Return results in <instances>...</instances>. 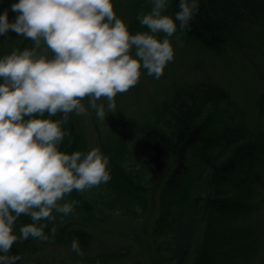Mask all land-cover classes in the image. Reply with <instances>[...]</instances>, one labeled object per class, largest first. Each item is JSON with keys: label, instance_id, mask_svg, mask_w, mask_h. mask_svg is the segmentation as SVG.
<instances>
[{"label": "trees", "instance_id": "1", "mask_svg": "<svg viewBox=\"0 0 264 264\" xmlns=\"http://www.w3.org/2000/svg\"><path fill=\"white\" fill-rule=\"evenodd\" d=\"M13 2L0 0V12L7 9L10 20L18 15L11 8ZM144 5L114 0L117 14L133 32L146 28L138 19V13L151 9ZM177 10L178 0H172L167 11L174 16ZM178 34L184 42L212 53L221 54L231 46L264 57V0H200L190 26L178 28L174 36ZM30 45L15 31L0 35V55ZM171 89L151 104L150 120L118 106V100L117 112L105 120L90 110L89 122L96 133L92 142L85 134L83 115L73 113L63 125L70 135L61 148L72 152L99 146L110 158L113 180L121 184L114 187L118 198L137 201L143 213L150 208V199L158 202L149 240L162 264H264V97L245 108L208 75ZM144 149L151 165L146 181L120 163ZM65 198L77 202L74 212L56 213L57 219L45 229L49 240L17 241L12 251L22 259L16 264H113L124 249L130 251L131 245L91 251L99 235H110V217L80 191ZM27 222L31 218L22 215L17 230ZM74 237L80 240L82 256L71 248ZM55 245L68 248L50 251Z\"/></svg>", "mask_w": 264, "mask_h": 264}, {"label": "clouds", "instance_id": "2", "mask_svg": "<svg viewBox=\"0 0 264 264\" xmlns=\"http://www.w3.org/2000/svg\"><path fill=\"white\" fill-rule=\"evenodd\" d=\"M171 3L151 0V9L138 13L146 28L136 32L114 0H14L15 19L0 12V35L12 30L31 41L0 55V264L22 259L12 251L17 241L50 239L48 222L74 212L77 202L66 201L67 194L111 180L110 158L99 146L61 148L70 135L63 125L90 110L105 120L117 112V94L138 84L144 70L163 75L175 58L171 38L200 6L178 0L173 16ZM22 215L31 222L17 230ZM71 248L84 255L78 237Z\"/></svg>", "mask_w": 264, "mask_h": 264}, {"label": "rangeland", "instance_id": "3", "mask_svg": "<svg viewBox=\"0 0 264 264\" xmlns=\"http://www.w3.org/2000/svg\"><path fill=\"white\" fill-rule=\"evenodd\" d=\"M128 1L130 2V0H121L122 5H126ZM136 1L151 7V0ZM182 37L178 34L171 38L175 47V58L165 67L163 75L157 79L144 70L138 84L131 87L123 96H116L118 106L130 111L136 110L142 118L144 115L150 120L151 104L158 103L166 92L172 90L174 84L191 82L207 75L212 81L222 85L245 108H250L255 99L264 97V57L254 51H247L244 54L233 50L231 46L221 54L212 53L194 42L185 39L184 42ZM89 117V114H86L82 118L85 134L92 142L91 138L95 140L96 133L90 125ZM147 152V149L141 154L135 152L133 158L120 161L121 166L126 172L138 173L146 181L151 166ZM112 176L106 183L80 191L86 200L92 201L110 217L107 224L110 235H99V241H94L91 251H96L97 248L104 249L103 247L109 249L131 245L130 251L124 249L121 253L123 256L113 264L164 263L149 240V231L159 212L156 207L158 202L154 203L150 199V208L143 213L137 201L117 197L118 193L114 187L121 184L114 181ZM67 248V246L55 245L50 251L61 253ZM126 252L130 254L124 255Z\"/></svg>", "mask_w": 264, "mask_h": 264}]
</instances>
